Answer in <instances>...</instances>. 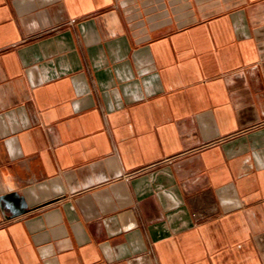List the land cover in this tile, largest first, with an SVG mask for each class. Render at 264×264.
Here are the masks:
<instances>
[{
    "label": "crops",
    "instance_id": "0c3cea01",
    "mask_svg": "<svg viewBox=\"0 0 264 264\" xmlns=\"http://www.w3.org/2000/svg\"><path fill=\"white\" fill-rule=\"evenodd\" d=\"M0 264H264V0H0Z\"/></svg>",
    "mask_w": 264,
    "mask_h": 264
}]
</instances>
